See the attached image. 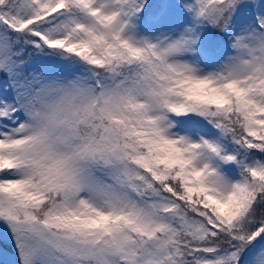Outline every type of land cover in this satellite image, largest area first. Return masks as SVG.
<instances>
[{"label":"snow or ice","instance_id":"obj_1","mask_svg":"<svg viewBox=\"0 0 264 264\" xmlns=\"http://www.w3.org/2000/svg\"><path fill=\"white\" fill-rule=\"evenodd\" d=\"M0 264H264V0H0Z\"/></svg>","mask_w":264,"mask_h":264}]
</instances>
